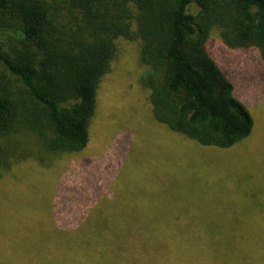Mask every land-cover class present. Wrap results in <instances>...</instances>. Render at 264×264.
Returning a JSON list of instances; mask_svg holds the SVG:
<instances>
[{
    "label": "rangeland",
    "instance_id": "1",
    "mask_svg": "<svg viewBox=\"0 0 264 264\" xmlns=\"http://www.w3.org/2000/svg\"><path fill=\"white\" fill-rule=\"evenodd\" d=\"M117 45L86 149L50 167L29 155L0 172V264H86L84 252L69 250L68 241L91 236L110 243L111 233L135 224L121 254L129 262L116 264H151L154 256L157 264H264L260 51L228 47L218 28L210 33L208 52L253 119L249 137L218 149L155 120L141 82L140 41L120 38ZM143 230L165 236L158 252L142 249Z\"/></svg>",
    "mask_w": 264,
    "mask_h": 264
},
{
    "label": "trees",
    "instance_id": "2",
    "mask_svg": "<svg viewBox=\"0 0 264 264\" xmlns=\"http://www.w3.org/2000/svg\"><path fill=\"white\" fill-rule=\"evenodd\" d=\"M214 28L228 47H255L264 61V0H0V172L29 155L50 167L86 149L120 38L140 41L157 122L204 147L249 137L253 119L207 49ZM135 225L111 233V258L113 243L99 237L68 248L83 251L86 264L129 262L121 254ZM140 238L151 254L166 242L144 230Z\"/></svg>",
    "mask_w": 264,
    "mask_h": 264
}]
</instances>
